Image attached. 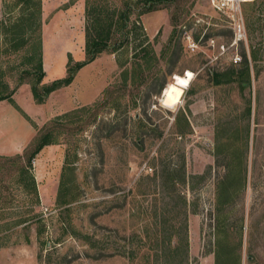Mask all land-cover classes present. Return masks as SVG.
I'll use <instances>...</instances> for the list:
<instances>
[{
	"label": "rangeland",
	"instance_id": "rangeland-1",
	"mask_svg": "<svg viewBox=\"0 0 264 264\" xmlns=\"http://www.w3.org/2000/svg\"><path fill=\"white\" fill-rule=\"evenodd\" d=\"M30 1L31 30H17L26 11L16 0H2L0 17V93L13 91L0 101L9 121L0 131V264H214L215 184L228 159L213 151L216 137L236 129L245 189L218 213L240 264H248L250 242L254 263L264 264V215L250 234L264 213V30L250 33L245 20L247 41L231 47L232 32L209 0H170L150 12H141L145 0H38L36 9ZM128 4L126 41L114 33L69 85L37 103L34 72H23L38 75L37 54L40 87L65 78L69 59H87V12L116 16ZM254 43L261 62L250 89L210 84L209 68L225 70ZM187 70L194 76L180 103L162 106L164 88ZM43 132L52 142L25 174L23 155ZM182 198L187 257L179 263L180 253L166 252L168 263L161 230L178 229Z\"/></svg>",
	"mask_w": 264,
	"mask_h": 264
},
{
	"label": "trees",
	"instance_id": "trees-1",
	"mask_svg": "<svg viewBox=\"0 0 264 264\" xmlns=\"http://www.w3.org/2000/svg\"><path fill=\"white\" fill-rule=\"evenodd\" d=\"M170 0H145V3L142 7L141 12H150L153 10H156L157 4H164L169 2ZM172 1V0H171ZM258 0H254L251 3L245 4L246 6H251V15L246 16L245 20H247V27L250 31V33L259 31L260 33L264 30V26L262 21L264 20V0H260L259 4H256ZM30 0H16V5H21V13L24 11V16L26 17L24 19V16L18 21L19 26L17 30H21L22 32L26 31V29L31 30V24L28 23V20L32 17V13L28 10L31 3ZM30 4V5H29ZM29 5V7H28ZM35 6H39V1H36V4L32 2L33 8L36 9ZM256 7V9H254ZM132 9V7H131ZM130 9V5H127L126 9H122L120 12L114 15H108L107 13L103 11H88V21L87 29H86V53H87V59L83 62L78 63H70V59L68 60L67 66H66V76L63 79H59L56 81H53L51 84L46 86H39V83L41 82L43 78V72H41V60H40V54H37V65L35 67V70L38 71V75H35V71L31 70H25L23 71L24 74H33L35 76V80L32 82L31 85V92L33 94V97L37 103H41L44 98H46L51 92L63 87L69 85L73 78L75 73L81 69L83 66H85L87 63L94 60L96 55H98L102 50L108 47V41L111 39L114 33H119L124 40L126 41L128 36V30H127V23L129 14L132 11ZM28 10V11H27ZM23 15V14H22ZM115 16V17H114ZM38 29V28H37ZM29 30V31H30ZM172 35H174V30L172 31ZM19 33V32H18ZM205 38H209L208 35H206ZM40 42V41H38ZM171 44L172 41H169ZM21 44L25 45L26 42L22 41ZM260 43H254L249 44V59L245 53L244 50H242L241 56L242 60L238 64H234L232 62L229 63V65L226 67L223 71H217L213 68H209L208 75H209V82L213 86H238L241 90H244L245 88L250 89V79L251 75L254 73L259 74V70H257L258 63L261 62L260 59V52L261 47H257ZM261 45V44H260ZM35 51L38 50L35 48ZM19 83L24 81L22 77L18 79ZM11 93L7 94H1L0 93V101L2 100H9L11 101ZM245 114L249 117L251 114V104L250 100L247 101V106L245 108ZM248 127V126H247ZM231 133V134H230ZM229 134L226 133V135H223L225 137L218 136L215 140V147H214V156L218 157L224 156L225 159H228V170L225 175L217 179L215 184V202L214 205L216 206L217 213L215 215V228L213 231L214 235V264H240V254L235 252L234 248L228 244L227 234H225V221L227 220V217L225 214L218 213L223 207L226 205H230L234 198L238 195L239 192H243L245 189V168L242 169L243 164V158L244 156L242 149L239 148V144L235 145L237 141V134L238 130L230 132ZM224 134V133H223ZM236 137V139H235ZM51 136L50 132H43L42 135H40L37 138L36 144H34V147L32 149L26 150L24 153L25 157V165L21 167L23 173H27L28 169L31 166V162L34 159V157L38 154V152L44 147L49 144H51ZM230 149V152L228 153L227 150ZM220 158V157H219ZM242 159V160H241ZM67 163H69L67 161ZM178 177V174L176 175ZM197 178V179H196ZM198 180L201 182L204 177L203 176H196L192 177V180ZM184 178L182 176L181 182H184ZM174 186V185H173ZM64 191V183L62 182V186L60 187V194L62 191ZM186 200L184 198L181 199V209L183 214V220L179 223L178 229H175L174 225H169L167 227H163L162 231V240H161V252L166 261L168 259L165 257V253L168 252L167 256H171L170 254H174L176 257L180 253L181 256H183L182 259H180L179 263L186 260L187 257V235H186V229H187V222H186ZM64 202V201H63ZM67 203V202H65ZM263 215L258 217V219L254 220L253 223L250 225V234H253V230L257 228V226H260V222L263 221ZM243 221V218L241 217V222ZM181 230V231H180ZM243 230V224L240 225L238 229L239 233V240L241 239V233ZM250 235V236H251ZM177 237V241L174 242V245L172 244L173 238ZM257 238V237H256ZM254 238H250L251 241H253ZM173 245V246H172ZM239 245H241V241H239ZM169 250V251H168ZM156 255V254H155ZM173 257V258H176ZM255 257L253 254V244L250 242L249 248H248V264H255ZM169 263V261H168ZM257 264V263H256Z\"/></svg>",
	"mask_w": 264,
	"mask_h": 264
},
{
	"label": "built area",
	"instance_id": "built-area-1",
	"mask_svg": "<svg viewBox=\"0 0 264 264\" xmlns=\"http://www.w3.org/2000/svg\"><path fill=\"white\" fill-rule=\"evenodd\" d=\"M253 1L254 0H209V6L211 9L218 15L222 16L227 28L232 32V37L230 40L232 41L230 44L231 47L236 46L237 43L247 41L244 5ZM187 40L193 41L191 42L190 47L194 49L196 47L194 40L190 39L189 37H187ZM220 49L221 51L224 50L223 45H220ZM247 57L249 59V53H247ZM241 60V55H234L231 58V62L234 64L240 63Z\"/></svg>",
	"mask_w": 264,
	"mask_h": 264
},
{
	"label": "bare ground",
	"instance_id": "bare-ground-1",
	"mask_svg": "<svg viewBox=\"0 0 264 264\" xmlns=\"http://www.w3.org/2000/svg\"><path fill=\"white\" fill-rule=\"evenodd\" d=\"M192 79L193 74L189 70L183 75H174L172 82L168 83L164 88L160 98L161 105L170 109L177 106L181 101L184 90L189 87Z\"/></svg>",
	"mask_w": 264,
	"mask_h": 264
},
{
	"label": "crops",
	"instance_id": "crops-1",
	"mask_svg": "<svg viewBox=\"0 0 264 264\" xmlns=\"http://www.w3.org/2000/svg\"><path fill=\"white\" fill-rule=\"evenodd\" d=\"M3 13V2L2 0H0V17L2 16ZM0 108H3L4 110L8 109V107L4 104V102H0ZM1 116H3L2 113H0ZM8 117H4V119L2 117H0V131H3L1 128L3 126H6V124H8Z\"/></svg>",
	"mask_w": 264,
	"mask_h": 264
}]
</instances>
